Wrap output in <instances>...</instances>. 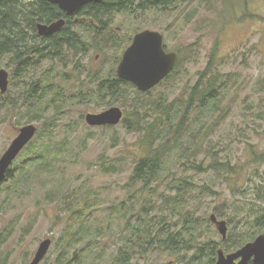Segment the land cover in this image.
<instances>
[{"label":"rangeland","instance_id":"374dc122","mask_svg":"<svg viewBox=\"0 0 264 264\" xmlns=\"http://www.w3.org/2000/svg\"><path fill=\"white\" fill-rule=\"evenodd\" d=\"M111 26L122 36L123 50L108 45L100 54L91 49L80 59L82 71L106 72L112 65L116 71L134 34L144 29L161 31L166 50L178 52L181 61L172 77L165 78L150 93L143 92L144 96L131 87L128 93L137 97L124 98L112 106L121 107L126 117L134 118L139 112L154 119L151 102L163 98L166 110L169 108L171 115L177 112L179 161L168 153L164 172L153 185L158 186L156 193L145 190L141 195L138 187L128 190L126 183L142 150L144 129L128 130L122 123L113 128L90 126L85 120L87 113L110 107L97 99L59 110L51 105L40 121L31 122L35 112L13 107L19 82L23 81L11 78L12 67L8 57L4 58L0 68L8 69L10 83L6 93L0 91V158L19 130L30 123L45 130L35 146L20 153L12 170L18 174L19 166L30 162L36 152L38 156L43 149L48 151L45 160L32 165L28 182L21 179L0 185V264H29L46 238L53 242L40 264H58V240L69 222L84 212L81 221L87 220L89 228L79 247L86 244V248H92L87 263L97 259V264H114L116 247L131 233L125 217L117 213L122 202L126 210L130 193L138 192L135 206L139 212L165 216L173 232L193 226L196 234L190 250L183 249L179 254L150 251L136 255L130 264H190L197 251L203 248L206 256L213 243L225 250L224 244H219L222 234L211 220L212 214L227 222V237L233 232L237 242L244 240L247 228L251 232L249 223L264 214V0H192L166 11L115 14ZM78 29L76 24L73 30ZM74 61L58 67L61 74L55 80L61 75L66 78L59 89L64 95L81 91L79 79L84 75L73 69ZM47 68L51 73L55 70L45 61L32 69V74L43 76ZM208 68L220 78L217 93L223 111L209 119L207 134L203 133L198 143L193 135L197 112L191 110L180 128L182 114L178 108ZM141 104L146 106L141 109ZM168 119L164 115L165 124ZM194 150H198L197 158L191 155ZM102 161L119 165V170L105 173ZM193 162L201 169L192 168ZM180 179L185 181V190L178 196L171 186ZM87 193L99 196L89 210L84 207L91 196ZM262 226L260 233H264ZM204 256L197 264H205Z\"/></svg>","mask_w":264,"mask_h":264},{"label":"trees","instance_id":"16d2710c","mask_svg":"<svg viewBox=\"0 0 264 264\" xmlns=\"http://www.w3.org/2000/svg\"><path fill=\"white\" fill-rule=\"evenodd\" d=\"M191 1L103 0L99 3H88L72 16H68L57 4H52L47 0H0V64L4 58L8 57L12 67L11 78L13 80L18 78L23 81L19 82L20 88L15 95L14 101L16 103H12L13 107L18 106L20 109L26 108L29 112H35L30 118L32 122V120L40 121L51 105H55L56 109L59 110L63 106L81 103L86 99H97L101 103L109 104L111 107L124 98H136L137 96L134 97L128 93L129 88L136 86L119 78L113 65L106 72L101 69H92L87 72V70L82 71L80 59L87 55L91 49L101 51L100 54H104L108 45H112L115 50L118 48V51L123 50L124 40H121L122 36H119L118 32L111 26L115 14L132 15L134 12L142 13L152 9L166 11ZM61 18L66 19L61 31L46 37L38 34L36 27L38 22L51 23ZM76 18H79L78 22H75ZM76 24H79L80 29L73 30ZM102 42H105V44ZM72 55L77 59H71ZM68 60H75L72 64L73 69L81 72L84 77L79 79L80 92L64 95L59 89L62 87L61 80H66V78L61 75L58 80L55 79L58 74H61V70L58 68L59 65H66ZM45 61L51 62L55 70L51 73L50 70L52 69L47 68L43 76H34L32 69H36L39 64ZM180 61L179 56L176 68L179 66ZM176 68L169 76L172 77ZM211 71L208 68L202 73L198 82L192 87L188 99L182 101V105L178 108V112L180 110L182 114L180 128H182L185 120L187 121L189 118L191 110L195 109L197 112L195 121L198 125H196V132L193 135L198 143L202 139V134H207L206 132L210 127L208 124L209 119L212 116L216 118V115L223 111L221 108L222 99L217 93L218 88L221 86L220 78L217 74H212ZM53 86L59 88H53ZM151 91L152 89L147 92L150 93ZM134 92L139 96L145 95L138 89H135ZM138 100L142 101L143 99L138 98ZM145 106L141 104L139 108L142 109ZM150 106L155 108L156 115L154 119L146 115L140 116L141 114L138 112L134 118L124 115L121 122L128 130L144 129V134L140 140L142 150L136 155V164L133 166L130 179L126 183L128 190H131V188L137 190L136 187L142 189L141 195H145V190L151 191L152 194L156 193L158 186L154 187L153 185L164 172L168 153L172 154V158H175L176 162L179 161L178 143L180 135L174 119L177 112L175 111L174 115H171L170 109L167 108L166 110L165 108L163 98H157L151 102ZM164 115L169 117L167 124L164 123ZM103 127L113 128L114 126L105 125ZM44 130V126L38 128L36 137L24 148L25 151L36 145L37 139L41 138ZM48 131L51 132V130ZM46 151L48 150L44 151L43 149L38 156L36 152L33 159L29 160L30 162H23L19 166L18 174L11 168L3 183H18L21 179L28 182V179L32 176V165L45 160ZM191 155L197 158L199 155L198 150H194ZM103 162H101V166L105 173H116L119 170V165L114 163L103 164ZM191 167L201 169L195 162ZM184 183L185 181L180 179L171 186V189L177 190L178 196L183 195ZM86 195L90 196L91 194L87 193ZM137 195L138 192L128 194L129 202L125 211L122 206L123 202L117 209V213L125 217L126 227L131 233L129 238L116 247L113 257L114 264H130L136 255L147 254L150 251L179 254L183 249L190 250L193 248L192 245L196 236L192 231L193 226H189L186 230L173 232L165 216L138 211L135 206ZM87 198L88 201L84 203L85 210L92 209L99 196L94 193ZM91 200H93L92 203ZM111 207L115 206L112 205ZM84 213H79L78 217L71 220L60 236L58 245L61 246V251L58 264H90L87 263V259L92 248H86V244L79 247L85 232H88L87 229L89 228L87 220L83 219L81 221V216ZM249 225L251 226V232L247 228L242 242H237L238 238L236 239L233 232H231L226 239L222 238L219 244H224L225 250L232 252L246 242L253 240L256 235L260 234L261 227L264 225V214L257 216ZM90 241L92 240L90 239L88 242ZM213 244L214 247L207 252L206 256L203 255L205 253L202 252V248L190 258L189 263L197 264L200 258L204 256L206 258L205 264H215L219 248L218 243ZM91 264H97V259L93 260Z\"/></svg>","mask_w":264,"mask_h":264},{"label":"water","instance_id":"95a60500","mask_svg":"<svg viewBox=\"0 0 264 264\" xmlns=\"http://www.w3.org/2000/svg\"><path fill=\"white\" fill-rule=\"evenodd\" d=\"M57 4L68 16H72L88 3H99L103 0H47ZM79 18L75 19L78 22ZM66 23L61 18L51 23H38L37 31L40 36H51L59 32ZM179 54L167 51L164 45V35L161 31L144 29L134 34L131 44L125 49L122 59L117 66V76L126 80L141 92H147L159 85L176 67ZM10 73L6 68H0V91L2 94L9 89ZM124 111L119 106H111L100 112H89L85 116L90 126H115L122 122ZM38 126L30 123L24 125L18 135L12 140L7 150L0 158V185L6 179L14 160L21 151L37 135ZM211 220L227 238L228 226L225 220L212 214ZM52 239H44L38 246L35 256L29 264H40L47 256L52 245ZM215 264H264V233H260L254 240L248 241L235 251L226 253L223 248L217 251Z\"/></svg>","mask_w":264,"mask_h":264},{"label":"bare ground","instance_id":"6f19581e","mask_svg":"<svg viewBox=\"0 0 264 264\" xmlns=\"http://www.w3.org/2000/svg\"><path fill=\"white\" fill-rule=\"evenodd\" d=\"M16 6V5H15ZM110 9V8H109ZM1 11V10H0ZM97 20V19H96ZM42 23V22H41ZM99 24V23H98ZM100 25V24H99ZM37 27V26H36ZM38 32V31H37ZM46 37V36H45Z\"/></svg>","mask_w":264,"mask_h":264},{"label":"flooded vegetation","instance_id":"af4514ba","mask_svg":"<svg viewBox=\"0 0 264 264\" xmlns=\"http://www.w3.org/2000/svg\"><path fill=\"white\" fill-rule=\"evenodd\" d=\"M38 23H40V22H38ZM38 23H37V24H38ZM37 24H36V26H37ZM60 31H61V30H60ZM57 33H58V32H57ZM167 51H168V50H167Z\"/></svg>","mask_w":264,"mask_h":264}]
</instances>
